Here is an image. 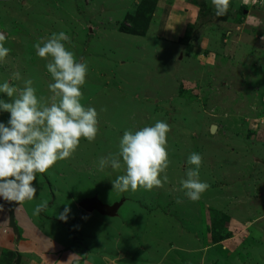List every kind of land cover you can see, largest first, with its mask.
Returning a JSON list of instances; mask_svg holds the SVG:
<instances>
[{
    "label": "rangeland",
    "instance_id": "obj_1",
    "mask_svg": "<svg viewBox=\"0 0 264 264\" xmlns=\"http://www.w3.org/2000/svg\"><path fill=\"white\" fill-rule=\"evenodd\" d=\"M60 31L88 65L81 103L98 132L37 173L36 195L16 202L18 242L0 200V264H264V1L229 0L217 16L211 0H0V79L30 78L47 100L33 44ZM157 120L170 125L167 182L113 190L123 168L100 171L98 158ZM193 152L210 185L197 201L180 190ZM93 198L115 215L80 210Z\"/></svg>",
    "mask_w": 264,
    "mask_h": 264
},
{
    "label": "clouds",
    "instance_id": "obj_2",
    "mask_svg": "<svg viewBox=\"0 0 264 264\" xmlns=\"http://www.w3.org/2000/svg\"><path fill=\"white\" fill-rule=\"evenodd\" d=\"M211 3L217 16L228 10L229 0H211ZM5 39L0 33V61L10 52L4 45ZM66 41L70 37L60 31L33 44L36 55L47 61L45 68L51 77L47 100L37 96L30 78L23 80L22 87L9 79H0V113L9 114L6 122L0 121V200H32L37 193L33 184L37 173H44L57 161L70 157L81 138L87 141L96 138L97 110L81 103L88 65L76 58L66 47ZM14 76L20 79L19 73ZM169 131L170 125L164 120L123 131L117 150L97 161L100 171L123 168V174L110 181L113 190L120 193L138 188L150 190L167 182L168 177L161 174L170 163L166 147ZM201 163L202 156L191 153L186 161L189 167L180 180V190L191 201L199 200L210 187L199 178ZM45 207L46 203L38 205L36 213ZM69 212L66 206L58 218L66 221Z\"/></svg>",
    "mask_w": 264,
    "mask_h": 264
},
{
    "label": "water",
    "instance_id": "obj_3",
    "mask_svg": "<svg viewBox=\"0 0 264 264\" xmlns=\"http://www.w3.org/2000/svg\"><path fill=\"white\" fill-rule=\"evenodd\" d=\"M214 128H211V133H213ZM7 211V228L12 232L16 238V242L19 240L18 229L15 224V211L17 208L16 202H6L4 203ZM78 207L80 210L86 213L96 212L100 215H106L108 217H113L119 207V205L106 206L103 205L97 198L86 199L79 203Z\"/></svg>",
    "mask_w": 264,
    "mask_h": 264
},
{
    "label": "built area",
    "instance_id": "obj_4",
    "mask_svg": "<svg viewBox=\"0 0 264 264\" xmlns=\"http://www.w3.org/2000/svg\"><path fill=\"white\" fill-rule=\"evenodd\" d=\"M256 2L262 3L264 0H255Z\"/></svg>",
    "mask_w": 264,
    "mask_h": 264
},
{
    "label": "crops",
    "instance_id": "obj_5",
    "mask_svg": "<svg viewBox=\"0 0 264 264\" xmlns=\"http://www.w3.org/2000/svg\"><path fill=\"white\" fill-rule=\"evenodd\" d=\"M6 213H7V211H6Z\"/></svg>",
    "mask_w": 264,
    "mask_h": 264
}]
</instances>
